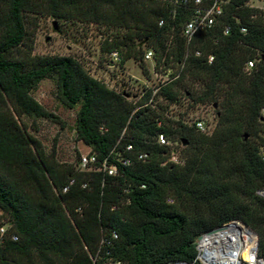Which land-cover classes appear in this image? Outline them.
<instances>
[{"label":"trees","instance_id":"trees-1","mask_svg":"<svg viewBox=\"0 0 264 264\" xmlns=\"http://www.w3.org/2000/svg\"><path fill=\"white\" fill-rule=\"evenodd\" d=\"M248 1L232 0L187 44L190 10L163 0H0V214L17 236L0 247V264H199L196 239L232 220L257 234L264 257V11ZM30 15L100 26L103 54L148 75L151 50L153 72L171 70L168 79L155 94H130L74 58L32 57ZM43 80L76 110V140L94 169L59 164L27 134L25 120L54 118L32 96ZM181 97L215 109L210 135L166 115ZM158 133L180 146L184 165L161 166ZM105 158L115 176L98 169Z\"/></svg>","mask_w":264,"mask_h":264},{"label":"rangeland","instance_id":"rangeland-1","mask_svg":"<svg viewBox=\"0 0 264 264\" xmlns=\"http://www.w3.org/2000/svg\"><path fill=\"white\" fill-rule=\"evenodd\" d=\"M248 5L264 11V0H249ZM28 22H30L28 35L32 41V57L74 58L83 65L91 77L103 81L111 88L123 89L130 94L140 93V95L143 89L151 88L156 92L171 72L168 70L165 75L152 73L154 63L149 61L144 63L145 69L148 70V75H145L139 63L130 59L125 62L122 69L111 74L105 66L108 57L101 52V45L104 43L102 27L82 25L75 21L54 23L53 19L43 15H30ZM29 44V40L26 41L21 51L26 50ZM32 96L48 113L54 115V118L40 119L34 123L25 120L29 126L26 130L27 134L39 141L46 153L54 154L59 164L73 165L78 169L80 156L87 154L90 149L76 140L74 130L76 110L66 109L59 103L56 86L50 80L39 83ZM166 115L170 118L181 117L184 124L203 118L210 127L208 135L213 132L217 122L213 107L200 104L192 106L190 100L185 97H181L178 103L170 105Z\"/></svg>","mask_w":264,"mask_h":264},{"label":"built area","instance_id":"built-area-1","mask_svg":"<svg viewBox=\"0 0 264 264\" xmlns=\"http://www.w3.org/2000/svg\"><path fill=\"white\" fill-rule=\"evenodd\" d=\"M168 2L174 9L177 7L188 8L191 12L190 18L184 23L182 27V36L187 44L199 32H203L213 28L219 18L224 14L226 7L232 0H163ZM248 7V2L246 3ZM162 25V22L159 23ZM229 27H226L224 34H228ZM242 33L246 29H241ZM198 54V53H197ZM213 57H209V62ZM153 61V52L151 50L145 51L142 62L147 63ZM121 57L118 52H112L108 61L105 63L106 69L110 70L111 74H115L120 69ZM255 61L250 60L244 64L243 71L250 74L254 68ZM122 69V68H121ZM152 73L153 70H152ZM164 84V83H162ZM108 87L109 85L106 84ZM111 88V87H109ZM144 88V87H143ZM146 90V89H145ZM143 89V93L145 91ZM146 92V91H145ZM155 94V91H153ZM261 116L264 117V109L261 111ZM189 127H193L197 132L208 135L210 127L203 118H197L185 123ZM156 142L160 147L166 149L164 160L161 166L176 165L182 166L185 159L182 156L180 146L167 139L164 133H158ZM131 146L127 147L130 150ZM260 156L264 160V148L260 149ZM146 155H141L139 158H145ZM97 163L95 155L90 153L81 155L78 163L79 171H89L94 169ZM127 164V162H123ZM99 170H102L108 176H115L117 174V167L113 164H108L105 158L101 162ZM73 180L69 184H73ZM85 186V185H84ZM67 191V187L64 188ZM258 197L264 198V190L256 192ZM12 224L0 214V247L7 240L16 241L17 236L10 232ZM196 261L199 264H264V257L259 254V239L257 234L244 225L242 222L232 220L226 224L216 227L210 231L201 234L195 242Z\"/></svg>","mask_w":264,"mask_h":264}]
</instances>
